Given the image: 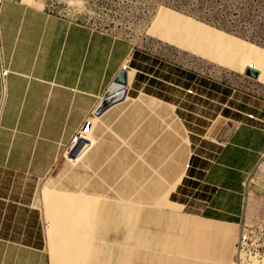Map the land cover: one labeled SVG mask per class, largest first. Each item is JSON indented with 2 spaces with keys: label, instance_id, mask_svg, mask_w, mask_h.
<instances>
[{
  "label": "crops",
  "instance_id": "obj_1",
  "mask_svg": "<svg viewBox=\"0 0 264 264\" xmlns=\"http://www.w3.org/2000/svg\"><path fill=\"white\" fill-rule=\"evenodd\" d=\"M44 7L0 5V54L10 71L0 82V264H56L47 247L54 227L88 242L87 263L107 264L109 235L94 244L90 199L169 202L189 217L241 225L247 181L264 159V96ZM125 70L126 99L96 115ZM89 119L91 146L72 158V139ZM44 189L69 195L64 206L47 202L49 236L37 201ZM79 244L73 264L83 257Z\"/></svg>",
  "mask_w": 264,
  "mask_h": 264
},
{
  "label": "rangeland",
  "instance_id": "obj_2",
  "mask_svg": "<svg viewBox=\"0 0 264 264\" xmlns=\"http://www.w3.org/2000/svg\"><path fill=\"white\" fill-rule=\"evenodd\" d=\"M45 8L131 38L174 64L200 65L207 77L238 85L244 95L264 96V0H45ZM248 69L259 71V79L248 78ZM55 194L44 189L37 197L47 235V202ZM68 196L60 194L61 206ZM89 204L99 226L94 244L109 235L107 264H229L244 225L264 238V159L247 181L246 216L239 226L189 217L169 202L141 207L90 199ZM52 236L47 247L54 263L73 264L77 242L83 257L75 264H89L84 257L89 244L73 230L54 227Z\"/></svg>",
  "mask_w": 264,
  "mask_h": 264
},
{
  "label": "built area",
  "instance_id": "obj_3",
  "mask_svg": "<svg viewBox=\"0 0 264 264\" xmlns=\"http://www.w3.org/2000/svg\"><path fill=\"white\" fill-rule=\"evenodd\" d=\"M9 73V69L3 65L0 54V82L2 85H4L5 78ZM93 126V119L87 120L85 125L72 139L70 151L73 150L80 140H89ZM231 264H264V238L257 236L255 230L244 225L235 243L234 258Z\"/></svg>",
  "mask_w": 264,
  "mask_h": 264
},
{
  "label": "water",
  "instance_id": "obj_4",
  "mask_svg": "<svg viewBox=\"0 0 264 264\" xmlns=\"http://www.w3.org/2000/svg\"><path fill=\"white\" fill-rule=\"evenodd\" d=\"M245 75L253 80H258L260 77V72L253 69H248ZM128 84L129 74L128 71L125 70L119 74L114 84L107 91L103 102L101 103L95 114L101 115L112 106L123 102L127 96ZM90 146L91 143L88 140L82 139L70 152V156L72 158L79 159L90 148Z\"/></svg>",
  "mask_w": 264,
  "mask_h": 264
},
{
  "label": "bare ground",
  "instance_id": "obj_5",
  "mask_svg": "<svg viewBox=\"0 0 264 264\" xmlns=\"http://www.w3.org/2000/svg\"><path fill=\"white\" fill-rule=\"evenodd\" d=\"M1 2H2V0H0V5H1ZM231 264V263H230Z\"/></svg>",
  "mask_w": 264,
  "mask_h": 264
}]
</instances>
